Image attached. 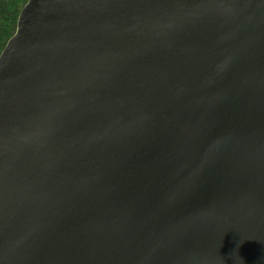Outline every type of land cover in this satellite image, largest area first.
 <instances>
[{
    "label": "water",
    "instance_id": "1",
    "mask_svg": "<svg viewBox=\"0 0 264 264\" xmlns=\"http://www.w3.org/2000/svg\"><path fill=\"white\" fill-rule=\"evenodd\" d=\"M0 264H264V0H28Z\"/></svg>",
    "mask_w": 264,
    "mask_h": 264
},
{
    "label": "trees",
    "instance_id": "2",
    "mask_svg": "<svg viewBox=\"0 0 264 264\" xmlns=\"http://www.w3.org/2000/svg\"><path fill=\"white\" fill-rule=\"evenodd\" d=\"M28 0H0V55L14 36L19 15Z\"/></svg>",
    "mask_w": 264,
    "mask_h": 264
}]
</instances>
